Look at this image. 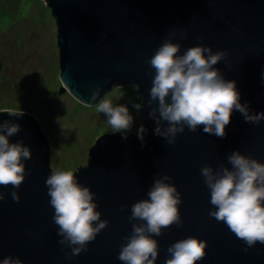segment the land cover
<instances>
[{"label":"water","instance_id":"95a60500","mask_svg":"<svg viewBox=\"0 0 264 264\" xmlns=\"http://www.w3.org/2000/svg\"><path fill=\"white\" fill-rule=\"evenodd\" d=\"M55 20L61 93L68 92L84 106H94L92 91L102 86L98 100L118 87L133 85L142 101L141 124L147 129L143 144L137 135L103 134L91 146L86 165L74 171L78 182L96 193L101 219L108 224L88 242L87 249L69 258L70 248L58 241L52 221L45 179L52 171L50 144L37 119L0 111L5 119L20 124L10 142L30 145L25 161L28 174L10 195L0 185V259L11 255L25 264H124L117 259L122 238L132 229L130 205L147 198L153 174L167 173L182 194V223L164 228L159 236L155 264H164L168 246L187 236L206 241L205 255L194 264H264V243L246 247L222 221L208 215L210 193L200 173L202 165L215 170L228 167L227 155L239 149L264 162V120L246 122L239 111L230 114L225 135L216 136L187 127L169 144L155 135L148 116V89L154 69L146 62L170 30L180 52L195 44L213 51L227 50L214 65L225 79H234L240 99L252 111L264 110V0H43ZM180 31L186 32L181 38ZM124 206L123 208L121 206ZM139 222V221H137ZM154 235V234H153Z\"/></svg>","mask_w":264,"mask_h":264},{"label":"clouds","instance_id":"9594fccd","mask_svg":"<svg viewBox=\"0 0 264 264\" xmlns=\"http://www.w3.org/2000/svg\"><path fill=\"white\" fill-rule=\"evenodd\" d=\"M183 38L186 32L180 31ZM177 30L169 35L146 58L154 69L151 87L148 89V116L154 120L153 133L175 142L178 133L187 127L201 130L216 136H224L225 126L230 114L239 111L246 122L259 123L264 120V110L252 111L249 102H241V93L234 79H225L221 71L214 67L227 56V50L213 51L210 45L195 44L180 52L181 44L174 41ZM264 80V70L260 73ZM102 86L91 93L97 112H102L113 132L122 136L131 129L134 116L129 111V103L139 115L141 102L131 101L114 103L124 96L120 91L97 99ZM84 106V105H83ZM9 115L20 116L23 111L4 110ZM20 124L5 119L0 122V185L11 184L10 195L19 200L16 189L28 174L25 161L31 158V146L22 140L10 142L9 137L17 133ZM147 129L143 124L136 128V134L143 144ZM228 167L221 164L215 170L205 164L200 168L203 183L210 193L208 215L222 220L246 247L257 241L264 243V162L243 154L239 149L227 155ZM153 182L146 192L147 198L133 202L130 207L129 221L132 229L122 239L117 259L124 264H155L158 256L159 236L164 228L175 223L181 224L179 205L182 194L172 177L167 173L153 174ZM49 204L53 208L52 221L58 225L59 243L70 248L69 258L87 249L88 242L95 239L98 232L108 224L101 219L96 193L78 182L72 169L52 170L45 179ZM5 193L0 191V200ZM124 207L123 205L121 206ZM139 221V222H137ZM154 234V235H153ZM206 241L196 236H187L171 243L164 264H194L205 255ZM0 264H25L18 256H5Z\"/></svg>","mask_w":264,"mask_h":264},{"label":"rangeland","instance_id":"374dc122","mask_svg":"<svg viewBox=\"0 0 264 264\" xmlns=\"http://www.w3.org/2000/svg\"><path fill=\"white\" fill-rule=\"evenodd\" d=\"M55 20L43 0H0V111L28 113L47 137L52 170L75 171L87 164L96 138L112 134L102 112L83 106L68 92L61 93ZM114 103L141 102L133 85ZM134 120L126 135L136 134L139 115L129 103ZM119 132V131H117ZM121 134V133H120Z\"/></svg>","mask_w":264,"mask_h":264},{"label":"trees","instance_id":"16d2710c","mask_svg":"<svg viewBox=\"0 0 264 264\" xmlns=\"http://www.w3.org/2000/svg\"><path fill=\"white\" fill-rule=\"evenodd\" d=\"M60 82V81H59Z\"/></svg>","mask_w":264,"mask_h":264}]
</instances>
